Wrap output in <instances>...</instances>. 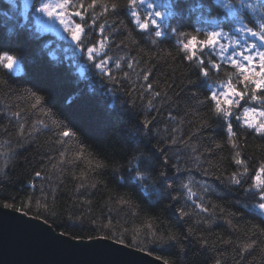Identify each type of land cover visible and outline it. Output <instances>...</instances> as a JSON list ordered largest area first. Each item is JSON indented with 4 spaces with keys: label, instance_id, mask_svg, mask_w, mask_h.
Returning a JSON list of instances; mask_svg holds the SVG:
<instances>
[{
    "label": "trees",
    "instance_id": "obj_1",
    "mask_svg": "<svg viewBox=\"0 0 264 264\" xmlns=\"http://www.w3.org/2000/svg\"><path fill=\"white\" fill-rule=\"evenodd\" d=\"M90 2L84 0L85 5ZM101 2L109 8L117 4L115 11L100 20L103 23L107 19L116 29L110 34L114 43L109 55L119 57L127 53L129 58L139 60L137 71L151 69L148 82L154 84L153 91L161 96L154 98L153 107L148 109L150 96L140 87L142 77L137 80L134 72L127 79L123 76L130 72L126 62L121 70L113 69L116 80L109 82L79 50L81 55L77 56L74 46L50 32L37 31L31 12L22 17L18 3L6 6L0 0V55L16 57L19 67L9 70L0 66V206L12 204L10 209L20 208L31 217L46 206L61 222V226L53 224L51 228L67 232L66 236L71 238H98L115 231L117 235L124 233L126 244H131L132 237L137 236L147 246L143 252H151V256L167 264H216L217 259L221 264H264V214L255 207L261 202L259 195L244 190L250 179L241 186L231 185L225 179L238 171L232 159L236 151L241 152L253 175V170L264 163V137L241 128L237 122L244 107L261 105L249 96L234 107L230 122L238 133L239 147L233 149L228 143L226 122L211 111L212 104L206 97L229 76L241 91L250 93L251 85L245 89L238 70L208 49L201 54L209 69V75L203 77L194 63L183 58L178 37L172 32L176 29L195 35V30L201 29L199 38L203 39V30L219 26L235 35L236 25H232L226 7L222 6L230 2L235 14L249 26H255L256 17L235 0H154L157 6L175 5V14L165 17L166 34L156 38L154 45V34L142 32L132 23L128 0ZM254 2L260 4L262 0ZM98 38L95 31L90 36L92 41ZM120 41L127 47H117ZM209 59L220 65L219 70L207 63ZM80 68L84 69L83 75ZM26 90L40 95L43 108L50 110L54 119L63 121L73 135L62 138L51 126L32 132L33 121L43 117L39 110H32L34 100ZM14 112L21 114L20 119L11 115ZM169 115L175 120H169ZM145 117L153 121L147 137L140 125ZM201 120L207 121V126L201 127ZM20 124L25 125L23 136L19 135ZM196 128L199 131L193 134ZM132 132L136 140L130 142ZM173 136L177 138L175 144ZM158 142L168 155L169 179L156 181L153 173L145 183L155 182L158 191L149 198L135 181L125 182L124 178L128 175L127 160L134 150ZM161 155L157 153V159ZM98 164L105 167H96ZM172 165L180 171L176 172ZM36 171L41 176H35ZM181 183L191 184L198 193L193 200L202 202L208 213L195 208L184 195ZM168 184L173 187L167 188ZM174 195L176 200L171 199ZM177 207L191 214L181 218ZM70 216L81 219L69 220ZM226 220H231V224ZM189 227L193 229L190 236ZM150 232L158 236L175 232L179 243L149 244ZM201 236L207 240L204 246ZM253 241L252 248L239 251L243 243Z\"/></svg>",
    "mask_w": 264,
    "mask_h": 264
},
{
    "label": "snow or ice",
    "instance_id": "obj_2",
    "mask_svg": "<svg viewBox=\"0 0 264 264\" xmlns=\"http://www.w3.org/2000/svg\"><path fill=\"white\" fill-rule=\"evenodd\" d=\"M241 8H246L253 16L256 17L255 26H249L244 23V20L235 14V10L230 3L222 5L229 9L232 13L233 20L235 21V35H230L225 32L222 28L217 26L213 30H203L204 38H199L201 29H196L197 34H191L187 32H177L173 29V34L178 37V45L180 52L183 53V58L190 63H194L199 68L200 74L203 77L209 75V69L205 67V59L201 55L205 49H208L215 53L219 60L224 61L231 67L238 70L242 79L240 83L245 89L251 85L250 93L247 91H241L232 82L231 77L227 81L220 82L219 89L211 91L210 95L206 97L212 104L211 111L219 117H222L226 122V131L228 137V143L231 144L233 149L239 147L237 142L238 133L234 131L233 124L230 122L231 117L235 114L233 109L239 105L241 101L246 100L249 96L251 101L257 102L261 107H244L241 115L237 117V122L240 123L241 128L250 129L256 134L264 137V95H258V93H264V0L260 4L254 2V0H235ZM31 7L35 13L40 14L41 26L45 31L56 30L58 24L63 33L66 34V38L86 57L87 62L91 64L99 73L100 76L107 79L109 82H114L116 77L113 75V69L121 70L122 64L126 62L127 68L130 72H124V78H129L131 73H135L137 80L141 77L143 83L140 85L144 93L149 94L150 99L146 107L151 109L153 107L152 100L160 97L161 93L153 91L154 84L149 83L151 69L145 68L142 71H137L140 66V62L137 58H129L127 53L119 57L109 55V51L114 43L113 39L110 38V34L115 32L116 29L109 25L107 19L103 23H100L102 17H104L110 11H115L117 4H111L109 8L108 4L102 3L101 0H91L90 3L85 5L84 0H33ZM97 7L102 10L97 12ZM128 13L131 17L132 23L137 29L144 32L147 31L152 35L151 42L156 44V38L162 37L166 34L167 23L165 17H170L175 14V5L167 3L161 6H157L154 0H128ZM145 11H140L141 8ZM72 9V11H69ZM46 17L47 19H43ZM77 18H79L77 20ZM98 25V28H97ZM123 26V22L121 21ZM97 32L99 38L92 41L90 36L93 32ZM131 38L129 33L128 39ZM227 41V42H225ZM135 43V41H133ZM124 44V41H120L117 47ZM230 53V54H229ZM259 61V64L256 61ZM4 61H7L6 63ZM212 68L219 70L220 65L212 59L207 61ZM0 66L6 69H13L16 66V57L12 55L3 54L0 55ZM259 68V71L256 69ZM80 74H84V69L80 68ZM189 83H192L189 81ZM29 93L30 99L34 100L32 104V110H39L40 115L43 119L33 121L32 132L38 129H47L50 126L54 127L60 137L68 138L73 135L70 131L66 130L67 126L58 119L53 118V113L50 110L43 108V98L37 95L35 92L26 90ZM202 103V102H201ZM12 116L20 119V113H11ZM169 120H175L174 116L169 115ZM153 123L152 120L145 117L140 121V125L144 128L143 136L147 137L150 126ZM201 127L207 126V121L201 120ZM24 124L19 125V135H24ZM64 129V130H62ZM158 131V130H157ZM176 130L173 129V132ZM199 128L194 129V132H198ZM130 142L136 140L135 132L130 135ZM177 142V138L173 136L172 144ZM219 147V145H217ZM195 151V149H193ZM162 154L157 159L156 154ZM64 157V153L60 154ZM77 154V158L79 159ZM199 159V157H197ZM234 164L237 166L238 171L232 172L225 179L226 182L241 186L246 179H250L251 183L244 190L246 192H255L259 195L261 201L255 207H257L261 213H264V163H261L258 168L254 169V175L251 174L248 164L245 159L242 158L240 151H236L232 157ZM159 167H156V163ZM168 166V155L164 152V146L162 143L152 144L150 147L145 144L143 150H134L133 154L127 160L128 175L125 177V182L135 181L140 187V190L146 197L151 198L154 192L158 189L155 186V182L152 184H146L149 177L155 174L156 181L165 182L169 179ZM96 167H105L103 164H98ZM176 172L180 171V168L176 165H172ZM143 169V170H142ZM35 176H41L40 171H36ZM219 178V177H217ZM83 186V185H82ZM95 187V185H93ZM172 184H168L167 188L171 189ZM181 188L185 189L184 195L186 198L195 205V208L200 209L201 212L208 213L209 209L204 206L202 202L193 200L194 196L198 193L193 191L190 183H181ZM202 189L206 190L202 185ZM177 196H172V200H176ZM202 201V197H200ZM122 204H129L128 201H121ZM4 208H12L14 205L9 203L3 204ZM215 207V206H213ZM37 208H40L37 203ZM16 211H21L20 208H16ZM176 212L181 218L189 216L191 213L186 212L183 207H177ZM24 215H28L27 212ZM211 215V213H210ZM36 219L42 220L44 225L49 228L55 224V226H61V222L57 220L55 213H49L47 207H44L43 211H39ZM69 220H80L81 217H69ZM199 222V221H198ZM227 223L231 224V220H226ZM95 224V221H92ZM203 223H210L209 220H203ZM108 225H105L107 228ZM48 228V229H49ZM193 233V229L189 227L187 234L190 236ZM61 236L67 235V232L60 233ZM73 239L79 240L80 236H74ZM87 239L92 240V236H88ZM97 239L109 240L114 239L116 244L126 245V247H135L140 245V251H147V246L142 240L138 239L137 236L132 237V243L126 244V237L124 233L117 235L115 231L111 235H104ZM169 242L179 243V236L175 232H169L165 235H157L155 232H150L148 237L149 244H166ZM229 243V241H224ZM252 243H243L240 246L239 251L241 253L246 252L248 249L253 247ZM207 244V240L201 236V245ZM148 255H152L148 252ZM159 259V257H157ZM167 264V261L164 262ZM216 264H221L220 260L217 259Z\"/></svg>",
    "mask_w": 264,
    "mask_h": 264
},
{
    "label": "water",
    "instance_id": "obj_3",
    "mask_svg": "<svg viewBox=\"0 0 264 264\" xmlns=\"http://www.w3.org/2000/svg\"><path fill=\"white\" fill-rule=\"evenodd\" d=\"M48 228L36 217L0 206V264H164L110 239L76 240Z\"/></svg>",
    "mask_w": 264,
    "mask_h": 264
},
{
    "label": "rangeland",
    "instance_id": "obj_4",
    "mask_svg": "<svg viewBox=\"0 0 264 264\" xmlns=\"http://www.w3.org/2000/svg\"><path fill=\"white\" fill-rule=\"evenodd\" d=\"M32 3H33V0H19L18 7H19V10H20L21 16L22 17H25V15H27L28 13L31 12V19H33V21H34V27H35V29L37 31L50 32L54 36H57L58 38L62 39L63 41L68 42L70 45L74 46L71 43V41L66 38V34L63 33V31L60 29V27H59L58 24L56 25V30L45 31V30L42 29L40 14L35 13L34 9L31 8V4ZM43 19H47V18L44 17ZM74 49L76 50L77 56L78 55H81L80 52L78 51V49L75 48V46H74ZM83 58L86 59V57L84 56V54H83ZM4 62L6 63L7 61H4ZM257 64H259V61L258 60H257ZM17 67L18 66H17V63H16V66L14 68H17ZM256 71H259V68H257Z\"/></svg>",
    "mask_w": 264,
    "mask_h": 264
}]
</instances>
